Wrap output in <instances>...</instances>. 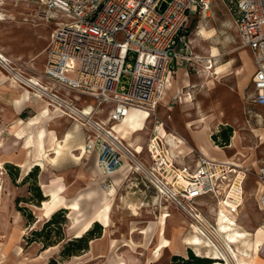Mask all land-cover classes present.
<instances>
[{
  "label": "built area",
  "instance_id": "2783aa9c",
  "mask_svg": "<svg viewBox=\"0 0 264 264\" xmlns=\"http://www.w3.org/2000/svg\"><path fill=\"white\" fill-rule=\"evenodd\" d=\"M244 46L253 56L255 72L253 101L264 107V0H226ZM214 0H47L39 11L44 20L58 19L48 47L42 75L65 88H77L91 95L96 105L80 108L40 80L27 76L13 60L0 54V65L18 83L43 97L59 114L70 117L85 129L86 153L97 152L106 176L119 170L126 160L149 178L160 195L174 200L208 232L201 209L213 216L225 211L240 212L244 202L246 167L233 160H218L200 154L197 165L178 167L161 157L163 140L155 136L149 152V168L114 130L130 108L155 109L169 75L179 59H190V22L198 13L208 15ZM164 3V5H163ZM63 16V19L59 17ZM65 18V19H64ZM174 98L183 99V90ZM104 104H112L107 122L95 116ZM91 111V112H89ZM1 122V121H0ZM160 122V120H156ZM114 123V124H112ZM137 161L140 163L137 164ZM259 206L264 227V163L259 167ZM110 187L109 181L103 188ZM205 222V223H204Z\"/></svg>",
  "mask_w": 264,
  "mask_h": 264
},
{
  "label": "rangeland",
  "instance_id": "374dc122",
  "mask_svg": "<svg viewBox=\"0 0 264 264\" xmlns=\"http://www.w3.org/2000/svg\"><path fill=\"white\" fill-rule=\"evenodd\" d=\"M46 1L0 0V11L5 16V20L0 21V49L3 48L13 60L15 59L17 67L28 75H40L43 72L45 49L50 33L56 25L54 21H45L39 14ZM59 18L63 19V16ZM189 30L188 52L191 58L186 59L172 74V85L166 91L164 99L157 104L156 116L144 119L147 125L145 130L139 129L132 132L128 138L123 139V142L127 145L125 139H129V146L134 148L136 159L142 163L148 162L143 164L150 169L149 143L151 138L158 134L155 126L162 124L166 132L184 139L185 142L180 149L183 152L186 143L189 149V153H185L186 158H197L202 153L209 154L204 149L201 150L199 144L203 142L209 145V152L215 157L219 159L231 157L238 164L248 168L244 202L238 218L243 227L255 232L254 237L257 238L258 229L261 227L260 185L257 173L264 163V107L253 101L255 89L252 52L243 45L235 15L226 0H214L208 15L200 13L195 15L190 22ZM185 84L193 88L191 94H186L190 102H185L184 98L178 101L174 97L172 99L173 94L181 90ZM88 101L93 103L90 98ZM104 105L102 106L105 107L104 113L101 115H106L108 110V105ZM170 106L172 109H169ZM203 117H205L204 121L201 120ZM157 118L160 120L159 123L156 122ZM190 121L192 125L190 123L191 127H188L187 123ZM80 126L85 136V129L81 124ZM223 130L230 134L227 144L220 142L222 140L220 133ZM134 133L141 136V141L139 136L133 137ZM214 134H218L217 137ZM161 137L164 141L167 140L165 143H168V152L171 153L173 149L169 150L171 145L168 138L163 135ZM81 141H84L83 138ZM212 143L219 145L222 149H216ZM142 151H144L142 154H137ZM79 152L80 150L74 151L76 154ZM129 161L132 164L126 163L118 171L119 174L133 168L130 165L134 166V171L137 170L134 161ZM8 164H12L13 167ZM90 165L89 157H85L78 168L74 167L75 170H72L77 172H71L66 176L65 182L72 187L66 197H73L78 191L88 186L91 174L87 167ZM51 174L52 171L47 168L46 162L29 168L20 167L14 163H3L0 167V255H6L2 257L5 261L0 264H42L41 254L47 242H56L52 245L55 249L46 255L47 262L52 259H56L58 264L82 262L74 261L72 255H62V250L68 241L75 238L69 229L71 223L69 209L65 214L66 218L58 225L60 230L54 228L50 238L35 237L33 234L34 230H48L45 223L51 216L42 215L40 206L43 200L36 197V186H40L43 193L40 183L47 181ZM127 190L119 191L116 197L115 190L109 191L110 204L113 205L111 234L117 239L129 235L128 225L135 219L133 214L136 212L132 213L128 207V203L133 201V196L127 195ZM130 196L132 198H129ZM139 211L137 219L144 220L149 216L147 211ZM155 223L154 221L149 223L151 232L154 230ZM213 224L208 223V226L205 223L207 227H212ZM138 227L136 223H133L132 232H140L141 229ZM188 231L189 228L186 232ZM137 234H133L134 241H138L135 238ZM31 238L36 239L31 240ZM165 241L170 240L165 238L162 244ZM122 244L123 241H118L116 251H125L126 247ZM162 244L157 246L155 253L161 249ZM166 245L170 246L169 243ZM185 246L195 251L188 244ZM201 251H205L204 247H201ZM251 251L256 255L261 252L264 256V237L260 246ZM170 255V252H166L164 258L156 264H169ZM221 260H216L213 264H223L224 260Z\"/></svg>",
  "mask_w": 264,
  "mask_h": 264
},
{
  "label": "crops",
  "instance_id": "0c3cea01",
  "mask_svg": "<svg viewBox=\"0 0 264 264\" xmlns=\"http://www.w3.org/2000/svg\"><path fill=\"white\" fill-rule=\"evenodd\" d=\"M45 21H54L56 25L49 36L47 47L45 49L44 64L47 59L49 44L59 24L57 18ZM10 58L11 60H13L12 57ZM185 60L186 59H179L175 63L176 71ZM13 62L15 64L14 60ZM26 75L40 80L43 84H45L47 88L55 91L60 96L66 98L80 108L91 110L96 104L95 99L91 95L86 94L84 91L77 88H65L58 85L57 83L51 82L50 80L44 78L42 73L40 75ZM170 77H172V75L168 76L166 86ZM27 88L29 87L22 85L14 80L9 72L0 65V160L2 161V164L14 163L24 168H27L28 165H36L37 162L41 161L43 162V164L45 162L47 163V168L52 171V174L47 179V181L40 183L44 193L43 195L45 196V199L42 201V204L40 206L42 215L44 217H50L56 210L61 207L69 209V217L71 219L69 229L70 232H72L73 236L83 235L93 226L95 221H98L102 224L104 229H102L101 235L91 239L89 247L84 250V252L81 251L78 254L72 255V259L74 261L81 260L82 262L80 264H156L164 258L166 252H170L171 257H169L168 260L169 264H171L173 255L179 254L186 256L189 249L185 246L186 244L182 242V238L191 234V224H198L196 220H194L180 206H178V204L174 200L167 196L160 195L153 185L147 187L144 181L149 182V178L142 172H139L140 170H135L138 171L135 172L133 170L134 166L133 168L126 170L124 173L122 172L119 174L118 170L113 175L108 177L104 174L103 168L98 161L97 152L86 153V151L84 150L83 158H81L80 160L74 158L71 154V151L74 148L75 144L83 142L81 144L84 145L85 149V136L83 128L79 123L75 122L66 115L59 114L49 105V110H45V99L43 97H38V95L35 94V92L31 88ZM25 90L30 91V96L27 99L23 98ZM181 90H183V98L185 99L184 101L190 102V100L186 97V94H191L193 88L190 85L185 84L184 86H182ZM178 91L179 90H177V92ZM176 93L173 94L172 99L176 95ZM88 98H90L94 104L89 103ZM161 101L162 100H159V102ZM107 105L108 110L106 115H101L104 113L103 107V109L101 108L99 111L95 112L96 118L105 122H107V118L110 114L109 111L113 106L112 104ZM141 109L142 108H131L129 119L127 120L128 122H125L124 124H128L129 121H133L135 123L139 112H144V110ZM169 109H172L171 106L169 107ZM151 117H153L152 114H150V118ZM190 123L192 125V122L190 121L187 123L188 127H191ZM116 124L117 123L114 124V127ZM144 124L146 125L145 120ZM120 125L121 124L118 123V130L123 129ZM78 126L80 129L78 128ZM155 127L157 129L158 135L160 137L161 135L164 136L163 133L164 131H166L164 126L160 124L156 125ZM69 131L72 132L73 137L66 141V143H69L67 144L68 146L66 147V149H63L62 153L59 156H55L56 153L53 152L55 148V140H64L66 134ZM137 133H134L133 137L136 138L139 136L141 141V136L135 135ZM81 138H83L84 141H81ZM125 140L128 143L127 146L134 152V148L129 146V139ZM165 141L163 140L161 153H164V156L166 155V160L173 162L178 167L184 165L195 167L197 165L198 157L186 158L185 153H189V149L186 143L184 144L183 152H178L177 150H175L176 153L170 156ZM199 145L202 151L204 149V151L209 153L207 154L209 157H213L218 160L235 161L231 157L219 159L210 154L209 145H205V143L203 142H201ZM212 145L214 146L213 143ZM45 148L50 152V155L52 157L51 159L47 157L45 158V156L43 155L42 149L44 150ZM74 151L75 150H73V153ZM143 152L144 151L137 154H142ZM76 155H79V153ZM85 157H89V160L91 161V165L87 167L89 173L91 174L90 182L87 187L78 191L73 197L68 198L66 197V194L70 193L72 187L65 182L66 176H68L72 172V170H75L74 167L78 168ZM38 158H40L41 160H39ZM52 159L54 160L52 161ZM143 163L147 164L148 162L146 163L145 161H143ZM149 164L150 167L154 164L152 156L151 163ZM104 181L110 182V187L108 189L103 188ZM124 189H130L126 191V194L132 195L133 198H135L133 199L131 196L129 197L133 200L128 203L129 209L132 210V213L134 211H138V214H133L135 219L128 225L129 235L124 238L117 239L116 237H112L111 234L113 226L111 222L113 205L110 204L111 194L109 193V191L115 190L116 197L118 192ZM45 204H47V206L49 207L48 215L43 214V207L45 206ZM139 210L147 211L149 213V216L144 220L137 219V215H139L140 213ZM220 212H223L226 218H235L239 215H233L223 210ZM260 212L262 220L261 209ZM201 213L203 218L208 221L207 224H213L215 222L216 216H213L207 210L201 209ZM151 221L156 222L155 226L153 227V232L149 230V223ZM133 223H136V225L139 226L138 228L141 229L140 232H132ZM188 228L189 231L186 232ZM134 233H138L135 236L138 241H134ZM207 233L209 234L210 230H208ZM165 238H169L172 243L171 246H165L161 250L160 254L156 255L155 250H157V246H160L163 239ZM118 241H123L122 245L126 247L125 251H116ZM188 245L189 247H193L196 252V248L193 245ZM52 249H55V246L50 245L49 247H46L44 249L41 254V259H43L42 264L47 263L46 255L49 254ZM251 254L254 258H252V260L248 264H264V256L261 252L259 255L253 254V252ZM5 256L6 255L4 254L0 255L1 263L5 261L4 259H2V257ZM216 260L222 261L221 259ZM231 264L236 263L234 260H231Z\"/></svg>",
  "mask_w": 264,
  "mask_h": 264
},
{
  "label": "bare ground",
  "instance_id": "6f19581e",
  "mask_svg": "<svg viewBox=\"0 0 264 264\" xmlns=\"http://www.w3.org/2000/svg\"><path fill=\"white\" fill-rule=\"evenodd\" d=\"M1 20H5V16H3V12L0 11V21ZM0 54L7 56L5 54V52L3 51V49H0ZM8 58H10V57H8ZM14 61H15V59H14ZM171 85H172V77L169 78L166 89L163 92V95H162L160 100H163L164 94L171 87ZM29 96H30V91L25 90V92L23 94V98L27 99ZM48 105H49L48 102L45 100V103H44L45 110H49ZM141 110H144V112H139L135 123L133 121L132 122L129 121L128 124H124L125 122H128L127 120L129 119L130 110L127 112L126 116L121 121L117 122V124L114 127V130L119 135V138H121L123 140L124 138H128L132 132L145 128V124H144L143 119L148 118L150 116V114H149L148 109H141ZM89 112H91V111H89ZM204 119H205V117L201 118L202 121ZM118 123L121 124L120 126L123 128L122 130L117 129ZM78 128H79V126H78ZM76 130H78V129H76ZM163 134H164V136H166V138H168V142L171 145L170 148L173 149V151L171 153H169V155L171 156L172 154H175L176 153L175 150H177L178 152H181L180 148H181V145L185 142L184 139L182 137H178L177 135H175L173 133H168L166 131H164ZM157 136H158V138L160 137L159 135H157ZM71 137H73V134L71 131H69L66 134V137L64 140L63 139L62 140L61 139L55 140V148L53 151L56 153L55 156H59L62 153L63 149H66V147L68 146L67 144H69V143H66V141L69 140ZM154 146H155V136H153L151 138V141L149 143V147L154 149ZM214 147L217 149H221V147L217 144H214ZM170 148H169V150H170ZM73 150H80L79 155H76L75 153H73ZM84 150H85L84 145L79 142V143L74 145V148L72 149L71 154L74 158L80 160L84 156ZM159 151H160V153L162 152L160 149H159ZM42 153L45 156V158L46 157L50 158V159L52 158L50 155V152L46 148L44 150L42 149ZM135 154H136V152H135ZM156 156H157V159L160 160L162 158H165L166 155L164 156V153H161V157H159V153H156ZM38 159L41 160L40 158H38ZM54 159H55V157H54ZM54 159H52V161ZM41 163H43V162L42 161L37 162L36 164H41ZM126 163L132 164V163H130L129 160H126L125 164ZM139 163L140 162L137 161V164H139ZM1 166H2V161L0 160V167ZM30 166L28 165L27 168H29ZM123 166L119 170H121L123 168ZM130 166L133 167L132 165H130ZM48 212H49V207L47 206V204H45V206L43 207V214L48 215ZM135 212L137 214V211H135ZM207 225H206V227H207ZM191 228H192L191 234L183 237L182 242L184 244L193 245L196 248V252L198 254H204L205 256H209V257L216 258V259H223L224 260L223 264H231V260H234L236 264H248L252 260V258H254L251 254V252H252L251 250H253L255 248L257 249V247L260 246L261 241L264 237V227L261 226L258 229L259 235L257 238H255L254 237L255 232L243 227V225L239 222L237 216L235 218H226L225 214L223 212L217 213L216 218H215V223L212 225V227H207V229L210 230L211 235L208 234L207 232H202L201 226H199L196 223H192ZM168 243L171 246V244H172L171 241H169V242L165 241V242H163L161 249H159L155 254L159 255L160 251L165 246H167L166 244H168ZM201 247H204V249H205V251H203V253L201 251Z\"/></svg>",
  "mask_w": 264,
  "mask_h": 264
},
{
  "label": "trees",
  "instance_id": "16d2710c",
  "mask_svg": "<svg viewBox=\"0 0 264 264\" xmlns=\"http://www.w3.org/2000/svg\"><path fill=\"white\" fill-rule=\"evenodd\" d=\"M218 134H214L215 137H217ZM220 136L222 137V144H227L230 139V134L223 130L220 133ZM8 166L13 167L12 164H8ZM31 173H29L30 175ZM26 179V178H25ZM37 195L36 197L39 200H44L45 196L43 195L40 186H36ZM67 212V208H61L57 211H55L49 220L45 223L46 228L48 229L45 233L44 230H34L33 234L35 237L41 236L46 237L47 239L50 238L51 231L56 228L58 231L60 230V222L66 218L65 214ZM95 225L86 231L81 236H75L74 239H71L68 241V243L65 245V247L62 250L63 256H71L80 253L83 250H86L89 247V241L97 236H100L102 233L103 226L100 222L95 221ZM55 226V227H54ZM45 228V227H44ZM36 238H31V240H35ZM56 242H47L44 247H49L50 245L55 244ZM216 261V259L205 256L203 254H197L192 248L188 250V253L186 256L175 254L172 256L171 264H213ZM46 264H58L56 259H52Z\"/></svg>",
  "mask_w": 264,
  "mask_h": 264
},
{
  "label": "water",
  "instance_id": "95a60500",
  "mask_svg": "<svg viewBox=\"0 0 264 264\" xmlns=\"http://www.w3.org/2000/svg\"><path fill=\"white\" fill-rule=\"evenodd\" d=\"M163 5H164V3H163Z\"/></svg>",
  "mask_w": 264,
  "mask_h": 264
}]
</instances>
